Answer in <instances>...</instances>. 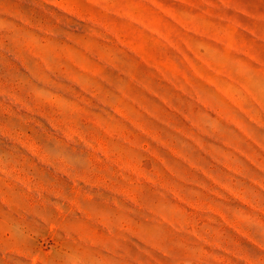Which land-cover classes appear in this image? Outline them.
Instances as JSON below:
<instances>
[{
  "label": "rangeland",
  "instance_id": "374dc122",
  "mask_svg": "<svg viewBox=\"0 0 264 264\" xmlns=\"http://www.w3.org/2000/svg\"><path fill=\"white\" fill-rule=\"evenodd\" d=\"M0 264H264V0H0Z\"/></svg>",
  "mask_w": 264,
  "mask_h": 264
}]
</instances>
